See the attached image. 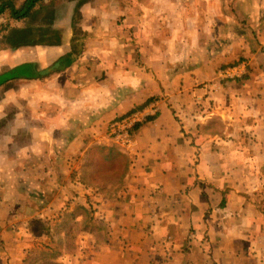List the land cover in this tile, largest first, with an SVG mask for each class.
Segmentation results:
<instances>
[{"label":"crops","instance_id":"crops-1","mask_svg":"<svg viewBox=\"0 0 264 264\" xmlns=\"http://www.w3.org/2000/svg\"><path fill=\"white\" fill-rule=\"evenodd\" d=\"M194 1L189 7L185 0H136L132 7L128 0H55L60 43L35 46L38 56L13 66L49 68L30 80L47 98L31 104L42 108L24 130L32 131L33 149L23 151L22 138L13 143L15 176L8 162L0 164V225L30 216L13 207L29 206L39 221L40 207L49 213L53 207L46 230L29 233L25 215L16 237L38 246L57 239L49 243L50 258L69 264V205L77 204L96 220L81 231L84 264H264V181L248 176L264 175L263 52L246 60L247 74L254 65L249 80L227 82L238 91L235 98L212 80L218 55L223 64L230 55L245 56L244 22L257 27L261 3ZM157 96L158 115L135 126L129 148L118 146L109 137L111 123ZM217 96L239 102L241 121L254 119L252 133L233 132L236 119L225 113L235 107L217 103ZM47 151L45 169L39 158ZM109 174L112 181H99ZM77 189L91 198L78 200Z\"/></svg>","mask_w":264,"mask_h":264},{"label":"rangeland","instance_id":"rangeland-1","mask_svg":"<svg viewBox=\"0 0 264 264\" xmlns=\"http://www.w3.org/2000/svg\"><path fill=\"white\" fill-rule=\"evenodd\" d=\"M24 0H13V2L15 3L16 6H19ZM174 1V0H172ZM136 0H128V5L130 6H134ZM171 2V1H170ZM186 3H189V7H194V0H185ZM43 4L46 5H50L52 4L53 6H55V0H43L42 1ZM176 3V2H175ZM256 4L261 3V5L259 6V10H260V16L263 15V11H264V6L262 4H264V0H256L255 1ZM66 5V3H65ZM159 16V15H157ZM36 24V21H28V18H24L21 19L19 21H15L13 19H11L9 17L8 14H4L0 16V73H2L3 71L11 68L12 66H14L15 64L22 62V61H30L32 60L35 55L38 56V52H40L41 50H39V48L41 47H35V46H22V47H18L16 49H11V46L8 45L9 43V38H7L8 34L10 33L11 30H14L16 28H24L26 27L27 24ZM253 28H257L256 25H252ZM137 31H139V29H137ZM187 33H189L187 31ZM262 36V35H261ZM263 37V36H262ZM248 43H254L255 44V40H253L252 38L248 37ZM260 46L258 47L259 49H261V47H264V37L263 39L260 40ZM34 48V49H33ZM205 48V47H203ZM209 47H206V49H208ZM45 50V49H43ZM46 51V50H45ZM256 53L252 55L253 59L255 58V60H257V58H261V56H257L258 50L256 49L255 51ZM15 53H17V58L12 59L10 57V55H15ZM43 53V52H42ZM178 52L175 48L174 51V55H176ZM264 54V53H263ZM214 57V56H213ZM219 57V58H218ZM217 60L214 61L215 64L214 67L220 68L223 65H227V62H224L226 64H223V62L219 61L218 59H221V55H218ZM263 60H259L258 64L259 65H264ZM241 64L247 65V61H243L241 62ZM261 69V68H260ZM259 69V70H260ZM220 71H222L223 69H219ZM219 71V72H220ZM245 71V74L247 75V70H242ZM219 72H217V77H219ZM261 72V70H260ZM259 72V73H260ZM244 74V75H245ZM252 74V73H251ZM258 76L255 74V77ZM217 77L215 78V76L212 78V80H217ZM244 77V76H243ZM242 77V78H243ZM242 78H234L231 80H224V84L220 83V85L218 84V82L213 80V84H215V88L219 91L220 88L225 89V91H228L229 93L234 95H238V91L235 90V86L233 84H230L231 82H234L235 80L239 81L242 80ZM221 79V78H220ZM223 80V79H222ZM227 82H230L229 84H227ZM243 85V84H242ZM259 84H256V86H258ZM223 86V87H222ZM239 87V88H238ZM240 87L241 86H237V88L240 91ZM40 88L41 86L39 84H35L33 82L30 81H22V82H14V83H10L5 85L4 87L0 88V164L3 162L4 164L8 162L7 166L8 169L10 168L11 173L15 176V173L18 170V166L19 164L14 163V159L17 157V154L19 153L17 146L13 145V143L15 144L16 141L19 142L22 141V139H25V142L22 143L23 146V151L25 149H28L27 151L29 152L30 150L33 149V146L35 143H32V140L29 139L28 137H30V134L32 133L31 130H27L24 131L26 129H31V123L32 120H37L39 114L42 113V108H33L31 104L35 103L34 101H39L40 100V96H42L43 98H47V95H43L40 93ZM234 91V92H233ZM48 94V93H47ZM235 98V96H234ZM47 101V100H46ZM217 103H225L223 104L224 107H229L230 105H233L234 107L239 104V102L236 99H221L220 97L217 96V98L214 100ZM157 102H161V101H157ZM161 104V103H160ZM260 105H264V103H259ZM43 115L45 116V113L47 112L46 109ZM226 115L230 116L231 119L233 120L236 119L235 126H233L234 130L233 132H235L236 135H240L242 129H244V131H250L252 133L251 127L248 126V123H250V121L252 122L254 119L251 118V116L247 113L249 119H252L250 121L246 120L248 123H243L242 118V111L238 110L236 107L233 108L231 111L226 112ZM246 115V116H247ZM156 117V116H154ZM152 117V118H154ZM238 119V120H237ZM60 125L63 124L59 123ZM41 126L39 127L40 133H46V131H48L46 124H40ZM218 126V125H217ZM259 127L262 126H258L255 130V132L257 131V129ZM22 138V139H21ZM10 139V140H9ZM4 140H7L9 142V144L11 145L12 148H10L8 146V143L5 142ZM12 142V143H10ZM48 142L45 143V145H47ZM58 143H56L57 145ZM26 145V146H25ZM245 145V143H244ZM39 149H41L43 147V144L39 143ZM16 148V149H15ZM46 155L44 157L39 158L40 161V165L43 166V168L45 167V169L48 168L49 166V162H50V158H49V151L45 152ZM57 160H60L59 158ZM240 167V163H238V165ZM2 173V172H0ZM3 174V173H2ZM29 174L24 181L26 182L27 185H31L33 184L32 181H35V178L33 177L31 170L29 169ZM45 177V179H47V174L42 173ZM13 175H9L11 178L13 177ZM110 177L105 178V175H102L101 178H99V181H112L113 179L111 178L112 175L109 174ZM30 176H32V179H30ZM249 178H255V177H260L263 181V175L262 174H254V175H248ZM93 180L96 181V175L93 176ZM11 181V180H10ZM10 181H6V182H10ZM96 183V182H93ZM14 190L11 189V192ZM77 195H79L78 197H76L78 200L79 199H83L82 196H84V198L89 197L91 198V195H87L85 193H82V191L80 189H77ZM14 195L16 193V191L13 192ZM77 203V202H76ZM91 208H93L92 206H90ZM14 209H16L17 211L23 212L25 210H29V214L30 216L23 214L14 218L9 219V221H3L0 225V236H1V240H0V264H46V263H51V264H63L61 261V258L57 257L56 255H54V257L48 259V260H44L41 257V253L43 252H47L49 251V243L45 242V244H42L40 246L37 245V243L35 241H33L32 239H20L18 237H16V229H21V225L23 222H21V220H23V218L25 217V215L27 217H29V220H27L28 225L26 226V228L30 231L29 233H36V232H40L41 230H46L48 227L46 226L47 223H45V221L48 219L49 216L53 215V207L50 208L51 212L49 213L47 210V207H40V216L42 217L40 218V221L38 220V218H33L31 216V210L26 206H18V207H13ZM95 212V209L92 210V213ZM48 216V217H47ZM58 219L61 220V218L59 216H57ZM45 219V221H44ZM93 217H89L88 213H83V208L80 207V205L78 206L77 204H71L69 205V225H68V229H69V264H84L83 263V257H82V253L79 248V244H87V239L83 238L81 235V231L83 229H85L84 226L87 225V229L91 230L92 228V224L96 223V220H92ZM54 220V219H53ZM52 220V221H53ZM58 222H56L55 224H57ZM53 224V225H55ZM52 225V226H53ZM50 224V227H52ZM12 228V230H7V228ZM62 227V225H59V229ZM97 227V226H96ZM98 228V227H97ZM101 229V228H100ZM98 234H100V230L98 231ZM60 239V238H59ZM90 239V245H92V239ZM23 240V241H21ZM94 241H98L97 238L94 239ZM93 241V242H94ZM50 249H53L52 247H50ZM77 257V258H75Z\"/></svg>","mask_w":264,"mask_h":264},{"label":"trees","instance_id":"trees-1","mask_svg":"<svg viewBox=\"0 0 264 264\" xmlns=\"http://www.w3.org/2000/svg\"><path fill=\"white\" fill-rule=\"evenodd\" d=\"M42 1L43 0H24L19 6H16L13 0H0V16L4 14H8L9 17L15 21L28 18V21L31 20V21L37 22L36 24L30 25L29 23L24 28H16L10 31L7 38H9L10 44L8 45L11 46V49L14 50L22 46H51V45H57L60 43L61 32L58 29L54 28V22L57 18L56 8L52 4L50 5L43 4ZM257 5L258 4L256 3L254 4L255 7H257ZM258 22L259 23L257 24V28H251L250 26L245 25V22H244V28H246V33L249 34L250 38H253V40L256 41V44L251 43V44L246 45L248 47H245L243 51L244 52L243 55L245 56L234 55L235 57H233V55H230L232 57V61H230L227 65L221 66L220 68H223L226 66L238 65L243 61L249 60L250 55L254 53L256 49L264 53V47H261V49L258 48L260 46L259 45L260 40L263 39L264 37V11H263V15H261V18H259ZM243 34H245V32ZM237 48H240V47H237ZM254 49L255 51H253ZM252 64L246 67L249 71H248V74L244 75V77L242 78L244 82L250 79L251 77V75H249L250 71L252 73L254 72V69H253L254 65L251 66ZM55 67L59 69L60 66L56 65ZM260 68H261L260 69L261 72L264 71V65L262 66L260 65ZM48 71H49V68L41 70V72L38 73L36 66L33 64L17 65L16 67L12 66L11 68L0 73V87L4 86L5 84L9 82L14 83V82H20L24 80L30 81L33 79L41 78ZM217 80H218L217 82L219 85L220 83L224 84L225 82L224 80H221L218 77H217ZM235 81L238 82L237 80ZM263 85H264V81H263ZM158 99H159L158 96L152 98L154 102H157L156 100ZM259 103L261 104L264 103L263 96L259 97L258 104ZM126 115H123V117H125ZM121 118L122 117L120 116L116 120L121 119ZM259 133L264 136V129L263 128L260 129ZM241 134H242V131H241ZM263 178H264V175H263ZM50 240L55 241L57 239L51 237ZM53 254H54L53 252L51 253L50 251H47V252L41 253L40 255L44 260H48L50 259L51 256H53ZM46 264H51V263H46Z\"/></svg>","mask_w":264,"mask_h":264},{"label":"built area","instance_id":"built-area-1","mask_svg":"<svg viewBox=\"0 0 264 264\" xmlns=\"http://www.w3.org/2000/svg\"><path fill=\"white\" fill-rule=\"evenodd\" d=\"M245 65L239 64L224 68L219 72L221 80H231L242 78L245 74ZM159 102H153L141 110L130 112L125 117L111 123L109 127V137L123 148H129L133 141V130L136 125L144 122L147 118L156 116L159 111Z\"/></svg>","mask_w":264,"mask_h":264}]
</instances>
